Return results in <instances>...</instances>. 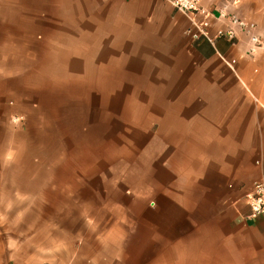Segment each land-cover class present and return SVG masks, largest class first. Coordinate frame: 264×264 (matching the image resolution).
Here are the masks:
<instances>
[{"label":"crops","instance_id":"0c3cea01","mask_svg":"<svg viewBox=\"0 0 264 264\" xmlns=\"http://www.w3.org/2000/svg\"><path fill=\"white\" fill-rule=\"evenodd\" d=\"M100 1L0 0V264H187L181 256L193 253L202 264H264V215L249 219L243 202L264 173V47L250 55L242 33L232 43L192 40L187 18L164 0L98 10ZM129 10L147 75L168 79L172 124L159 138L172 142V181L160 167L145 183L114 182L108 171L49 181L47 166L18 164L69 63L77 72L89 63L96 77L97 62L113 60L106 47L98 58L97 13L110 15L123 55ZM220 12L252 21L264 41V0H202L196 21L207 13L213 35Z\"/></svg>","mask_w":264,"mask_h":264},{"label":"rangeland","instance_id":"374dc122","mask_svg":"<svg viewBox=\"0 0 264 264\" xmlns=\"http://www.w3.org/2000/svg\"><path fill=\"white\" fill-rule=\"evenodd\" d=\"M89 1L82 0L81 4L87 7ZM106 4L111 2L101 0L97 9ZM112 4L121 7L125 2L112 0ZM82 16L87 18L89 15ZM138 16L129 10L127 54L119 55V40L116 42L108 29L110 15L97 13L98 58L105 57L106 47L111 48L113 60L98 61L96 77L87 76L92 73L89 63L82 66L80 72L78 69L73 71L72 62L69 63L70 71L66 76L55 79L59 86L50 87L54 92L42 103L46 109H41V118L29 125L30 137L26 135L22 150L30 156L18 158V164L47 166L49 181H55L58 176L65 180L67 177L92 179L108 171L114 182L145 183L143 176L155 167L163 169L161 174L167 173L171 177L162 180L172 181V142L159 138L160 129L168 135L172 124V118L168 116L171 98L163 94L168 79L147 75L151 63L145 61L144 46L134 30ZM110 42H113L112 46L105 45ZM124 49L123 45V52ZM155 89L158 93H154ZM17 124L25 128L22 121ZM62 171L64 174H57ZM161 247L172 253V246L162 244ZM180 260L187 264H202L196 253L185 254Z\"/></svg>","mask_w":264,"mask_h":264},{"label":"built area","instance_id":"2783aa9c","mask_svg":"<svg viewBox=\"0 0 264 264\" xmlns=\"http://www.w3.org/2000/svg\"><path fill=\"white\" fill-rule=\"evenodd\" d=\"M169 3L177 12L184 15L190 23V29L187 30V35L192 40L204 39L209 44L214 45L219 40H225L232 43L237 40L238 34L246 35L250 42L249 54L253 55L256 50L264 47V41L256 33V25L245 18L235 15H228L220 12L218 20L222 22L223 27L215 30L211 34V24L206 13L205 18L198 23L196 16L201 12L202 0H164ZM225 62V61H224ZM232 68L235 61L226 62ZM243 202L249 209V219H255L264 215V173L261 177L253 182L250 189L245 192ZM152 204V203H151Z\"/></svg>","mask_w":264,"mask_h":264}]
</instances>
